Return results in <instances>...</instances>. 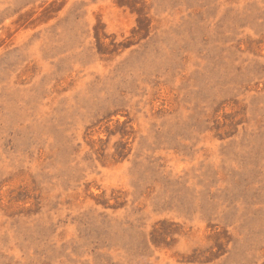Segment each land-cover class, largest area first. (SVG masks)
Masks as SVG:
<instances>
[{"label":"rangeland","instance_id":"1","mask_svg":"<svg viewBox=\"0 0 264 264\" xmlns=\"http://www.w3.org/2000/svg\"><path fill=\"white\" fill-rule=\"evenodd\" d=\"M0 264H264V0H0Z\"/></svg>","mask_w":264,"mask_h":264}]
</instances>
